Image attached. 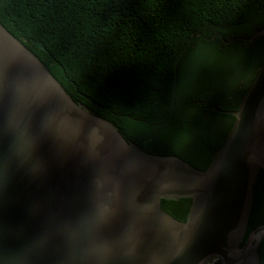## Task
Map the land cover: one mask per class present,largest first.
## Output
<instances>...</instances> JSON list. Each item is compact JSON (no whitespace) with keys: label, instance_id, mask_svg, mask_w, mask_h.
<instances>
[{"label":"water","instance_id":"obj_1","mask_svg":"<svg viewBox=\"0 0 264 264\" xmlns=\"http://www.w3.org/2000/svg\"><path fill=\"white\" fill-rule=\"evenodd\" d=\"M264 36V30L250 41ZM200 170L77 103L0 22V264H262L264 64ZM192 200L186 221L162 200Z\"/></svg>","mask_w":264,"mask_h":264},{"label":"trees","instance_id":"obj_2","mask_svg":"<svg viewBox=\"0 0 264 264\" xmlns=\"http://www.w3.org/2000/svg\"><path fill=\"white\" fill-rule=\"evenodd\" d=\"M0 22L128 141L200 170L235 124L220 111L238 109L264 64V36L250 41L264 30V0H0ZM231 53L241 57L222 85L214 60ZM260 189L263 170L248 233L261 227L253 222ZM161 206L184 222L192 200ZM260 252L264 264V240Z\"/></svg>","mask_w":264,"mask_h":264},{"label":"rangeland","instance_id":"obj_3","mask_svg":"<svg viewBox=\"0 0 264 264\" xmlns=\"http://www.w3.org/2000/svg\"><path fill=\"white\" fill-rule=\"evenodd\" d=\"M207 55V54H206ZM208 57H211V54L207 55ZM238 57H241V54L236 55L235 53H231L225 57H221L219 59H215L214 61L216 63H214L215 68L213 73H220L218 75L219 77V82L222 85H225L226 83H228L227 79V74L228 72H231L233 69V64L238 60ZM259 60L264 59V48H263V52L259 54L258 56ZM196 62H201L200 59L195 60ZM213 61V60H212ZM212 61H207L208 63H213ZM202 65V64H201ZM250 65V69H252V71H249L248 75H251L250 73H254V67L256 65L255 63V59L254 62H249L248 66Z\"/></svg>","mask_w":264,"mask_h":264},{"label":"flooded vegetation","instance_id":"obj_4","mask_svg":"<svg viewBox=\"0 0 264 264\" xmlns=\"http://www.w3.org/2000/svg\"><path fill=\"white\" fill-rule=\"evenodd\" d=\"M255 224H258V226H264V191L260 189V192L258 194V200L256 203V214L254 216ZM264 240V238H263ZM263 240L261 241V244L263 243ZM219 259L216 260L214 264H218Z\"/></svg>","mask_w":264,"mask_h":264}]
</instances>
